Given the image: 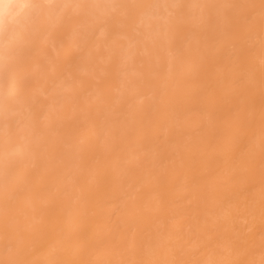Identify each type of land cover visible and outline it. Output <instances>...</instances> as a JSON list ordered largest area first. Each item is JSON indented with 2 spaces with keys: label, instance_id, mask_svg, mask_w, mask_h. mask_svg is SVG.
<instances>
[{
  "label": "bare ground",
  "instance_id": "obj_1",
  "mask_svg": "<svg viewBox=\"0 0 264 264\" xmlns=\"http://www.w3.org/2000/svg\"><path fill=\"white\" fill-rule=\"evenodd\" d=\"M0 264H264V0H0Z\"/></svg>",
  "mask_w": 264,
  "mask_h": 264
}]
</instances>
